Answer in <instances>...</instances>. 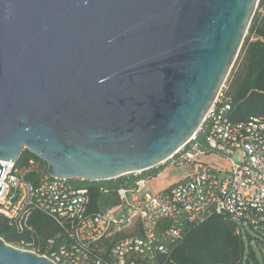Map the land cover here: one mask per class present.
<instances>
[{
  "label": "water",
  "instance_id": "1",
  "mask_svg": "<svg viewBox=\"0 0 264 264\" xmlns=\"http://www.w3.org/2000/svg\"><path fill=\"white\" fill-rule=\"evenodd\" d=\"M259 1L0 0V160L28 150L63 180L155 168L197 134ZM0 264L56 263L0 237Z\"/></svg>",
  "mask_w": 264,
  "mask_h": 264
},
{
  "label": "built area",
  "instance_id": "2",
  "mask_svg": "<svg viewBox=\"0 0 264 264\" xmlns=\"http://www.w3.org/2000/svg\"><path fill=\"white\" fill-rule=\"evenodd\" d=\"M228 88L226 80L199 128H205L211 152L194 143L195 135L156 166L189 161L190 175L160 192L149 188L152 178H139L134 186L119 188V203L107 209L90 210L88 188L48 173L34 182L26 178L18 162L0 160L4 167L0 214L17 232L31 235L33 240L21 241L23 249L41 253L33 238L37 235L31 223L35 212L48 215L60 228L61 241L56 244L49 237L45 241L48 254H41L56 264H145L165 251L163 239L180 238L173 220L201 222L213 213H223L240 226L264 221V115L234 120L232 106L226 102ZM211 154L224 156L228 168L201 159ZM107 241L112 243L108 250Z\"/></svg>",
  "mask_w": 264,
  "mask_h": 264
},
{
  "label": "trees",
  "instance_id": "3",
  "mask_svg": "<svg viewBox=\"0 0 264 264\" xmlns=\"http://www.w3.org/2000/svg\"><path fill=\"white\" fill-rule=\"evenodd\" d=\"M255 36L258 38L254 39ZM227 82L226 102L231 104L232 115L235 114L237 121L264 115V0L259 1ZM194 143L211 152L204 127L197 132ZM18 166L26 178L34 182L39 180L40 175L48 173L47 164L28 150L23 152ZM164 168L155 167L138 175L127 174L106 181L71 179L69 182L75 187L88 188L90 210L98 211L119 203V188L134 186L136 180L142 177H156ZM31 223L37 228V235L33 238L40 246V254H48L45 241L52 237L56 244L59 243L62 239L58 237L60 228L42 212H35ZM171 223L180 229V238L163 239L161 243L165 251H159L145 264H264V221L257 225L240 226L228 215L213 213L201 222L178 219ZM0 237L13 245H20L24 239L33 240L29 233L17 232L2 214ZM111 245L107 241V250Z\"/></svg>",
  "mask_w": 264,
  "mask_h": 264
},
{
  "label": "rangeland",
  "instance_id": "4",
  "mask_svg": "<svg viewBox=\"0 0 264 264\" xmlns=\"http://www.w3.org/2000/svg\"><path fill=\"white\" fill-rule=\"evenodd\" d=\"M201 159L214 166L222 167L223 169L228 168V161L224 156L218 154H211V155L202 156ZM191 171H192V165L189 161H183L179 165L166 166L158 176L150 179L149 188L153 192L163 191L169 188L172 184L190 175ZM11 245L16 248L23 249L21 245H17V244L16 245L11 244Z\"/></svg>",
  "mask_w": 264,
  "mask_h": 264
},
{
  "label": "crops",
  "instance_id": "5",
  "mask_svg": "<svg viewBox=\"0 0 264 264\" xmlns=\"http://www.w3.org/2000/svg\"><path fill=\"white\" fill-rule=\"evenodd\" d=\"M253 38H254V39H257L258 37L255 36V37H253ZM233 118H234V120H237L236 117H235V114H233Z\"/></svg>",
  "mask_w": 264,
  "mask_h": 264
}]
</instances>
